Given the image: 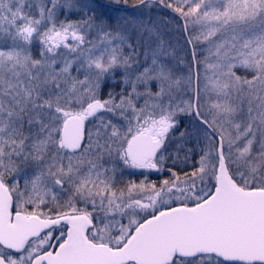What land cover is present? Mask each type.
<instances>
[{
  "label": "snow or ice",
  "instance_id": "1",
  "mask_svg": "<svg viewBox=\"0 0 264 264\" xmlns=\"http://www.w3.org/2000/svg\"><path fill=\"white\" fill-rule=\"evenodd\" d=\"M133 7L0 0V264H264V0Z\"/></svg>",
  "mask_w": 264,
  "mask_h": 264
},
{
  "label": "rangeland",
  "instance_id": "2",
  "mask_svg": "<svg viewBox=\"0 0 264 264\" xmlns=\"http://www.w3.org/2000/svg\"><path fill=\"white\" fill-rule=\"evenodd\" d=\"M130 1L136 2V0H129V3H128L127 6H125L123 4L117 6L114 3H112V0H98V2L103 3V4H111V7L112 8H114V7L125 8V9H127L126 11L129 12V13H136L138 11V8L137 7H133V3H130ZM139 8L142 9V6H139ZM144 11L147 13V10L146 9H144ZM113 15H115V13H113ZM151 17L154 20L155 19H159L161 23L167 24L168 27L172 29V32L168 33L167 35H168V38L173 41V43H175L177 39L180 40V43L181 44L184 43L183 36L185 34L181 32L178 35L177 32H176V30H175V23H168L170 18L174 22H179V17H177L176 15L172 14L170 11H168V10H166V9L160 7V6L154 7L151 10ZM199 47L203 48L202 45L199 46ZM204 54L206 55L207 53L205 52ZM214 101H215V96L213 94H211V93L202 94V103L204 105V110L205 111H207L210 103H212ZM244 109H245V111H244V113H241L240 114L241 116L245 115V113H246V110H247V105L246 104L244 106ZM181 119L184 120L185 123H187V121L189 120L188 117H181ZM257 147H258V145H257ZM151 182H153V181H151Z\"/></svg>",
  "mask_w": 264,
  "mask_h": 264
},
{
  "label": "flooded vegetation",
  "instance_id": "3",
  "mask_svg": "<svg viewBox=\"0 0 264 264\" xmlns=\"http://www.w3.org/2000/svg\"><path fill=\"white\" fill-rule=\"evenodd\" d=\"M146 175H147V177H148V180H149V182H151V181H153V182H155L156 184H159L160 182H161V180L162 179H164V178H167V176H168V173H146ZM144 177H142V176H140L139 174H137V175H135V176H132V177H129V176H127V175H125L124 177H123V181L124 182H127V180L128 179H132V180H134V181H139V180H141V179H143Z\"/></svg>",
  "mask_w": 264,
  "mask_h": 264
},
{
  "label": "water",
  "instance_id": "4",
  "mask_svg": "<svg viewBox=\"0 0 264 264\" xmlns=\"http://www.w3.org/2000/svg\"><path fill=\"white\" fill-rule=\"evenodd\" d=\"M116 8V7H115ZM122 9H125V8H122ZM127 10V9H126ZM166 10H168V11H170L171 12V10L170 9H166ZM172 14H174L173 12H171ZM175 15V14H174Z\"/></svg>",
  "mask_w": 264,
  "mask_h": 264
},
{
  "label": "trees",
  "instance_id": "5",
  "mask_svg": "<svg viewBox=\"0 0 264 264\" xmlns=\"http://www.w3.org/2000/svg\"><path fill=\"white\" fill-rule=\"evenodd\" d=\"M130 3H133V4H134L135 2H133V1H130Z\"/></svg>",
  "mask_w": 264,
  "mask_h": 264
}]
</instances>
